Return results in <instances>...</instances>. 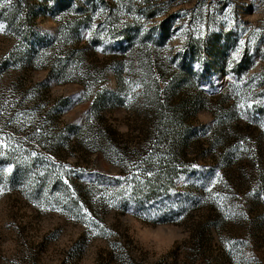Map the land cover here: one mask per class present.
I'll list each match as a JSON object with an SVG mask.
<instances>
[{"label":"rangeland","instance_id":"1","mask_svg":"<svg viewBox=\"0 0 264 264\" xmlns=\"http://www.w3.org/2000/svg\"><path fill=\"white\" fill-rule=\"evenodd\" d=\"M0 24V264H264V0H0ZM151 152L169 191L133 193Z\"/></svg>","mask_w":264,"mask_h":264},{"label":"trees","instance_id":"2","mask_svg":"<svg viewBox=\"0 0 264 264\" xmlns=\"http://www.w3.org/2000/svg\"><path fill=\"white\" fill-rule=\"evenodd\" d=\"M162 31V30H161ZM43 50V49H42ZM35 59H36V56H34V55H31V56H27V58H26V68H28V67H32L33 65H34V61H35ZM155 139H161V133L159 132L158 134H157V136H156V138ZM154 144H155V141H154ZM153 144V145H154ZM153 148V147H152ZM175 148H176V150H177V152L179 153V152H181V151H183V148H182V146L180 145V143H178L177 141L175 142ZM156 156V153L155 154H153L152 152H151V154H150V156H149V158H147V160H145L144 162H145V169H146V172H145V174L142 176V179H139V180H135V179H133L132 181H131V183L129 184V191H131V192H136L137 190H139V189H141V188H150L151 190H155L156 192L159 190V186H161V185H164V187H165V191H169V187H170V185H171V178H170V174H172L173 173V171H174V167H176L177 165H178V163L177 162H175V161H171V159L169 158V157H167L166 156V158H167V162L165 163H162V164H164L165 166H170V171H168V172H166V174H165V176H164V174L161 172V175H163V179L161 180L160 179V175L159 174H155L152 170H150L151 168H152V166H153V164H154V162H153V159H154V157ZM171 166H172V168H171ZM174 166V167H173ZM156 173H158V172H156ZM193 172H191L190 174H192ZM134 177H136V176H134ZM68 189H69V191H70V189H71V186H69L68 187ZM199 200V198L198 197H196V198H192L191 200H189L187 203H189V205L190 204H194L193 202H196V201H198ZM164 201H166L165 199H162V200H159V204L161 205L160 206V208L162 209V211H163V217H166V218H168V217H170V216H173L174 214H175V211H178V209L179 208H175L174 210L173 209H171L170 208V206H162V205H164L162 202H164ZM131 202H132V204H133V206H131V208H132V210L133 211H136V207H135V205H134V202L131 200ZM163 223H165V222H163Z\"/></svg>","mask_w":264,"mask_h":264},{"label":"snow or ice","instance_id":"3","mask_svg":"<svg viewBox=\"0 0 264 264\" xmlns=\"http://www.w3.org/2000/svg\"><path fill=\"white\" fill-rule=\"evenodd\" d=\"M7 3H11V0H6ZM0 31H4V26L2 24H0ZM3 190L0 189V192H2Z\"/></svg>","mask_w":264,"mask_h":264}]
</instances>
